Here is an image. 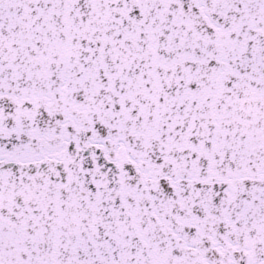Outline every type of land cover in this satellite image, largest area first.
Segmentation results:
<instances>
[{"label":"snow or ice","instance_id":"obj_1","mask_svg":"<svg viewBox=\"0 0 264 264\" xmlns=\"http://www.w3.org/2000/svg\"><path fill=\"white\" fill-rule=\"evenodd\" d=\"M0 264H264V0H0Z\"/></svg>","mask_w":264,"mask_h":264}]
</instances>
